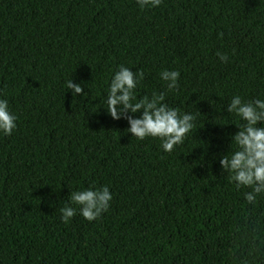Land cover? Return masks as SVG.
Instances as JSON below:
<instances>
[{
  "label": "trees",
  "instance_id": "16d2710c",
  "mask_svg": "<svg viewBox=\"0 0 264 264\" xmlns=\"http://www.w3.org/2000/svg\"><path fill=\"white\" fill-rule=\"evenodd\" d=\"M121 65L144 71L137 99L164 92L195 116L172 152L108 115ZM234 96L264 100V0H0V99L17 117L0 133V264H264V193L248 203L220 165L243 123ZM104 186L89 222L70 194Z\"/></svg>",
  "mask_w": 264,
  "mask_h": 264
},
{
  "label": "clouds",
  "instance_id": "9594fccd",
  "mask_svg": "<svg viewBox=\"0 0 264 264\" xmlns=\"http://www.w3.org/2000/svg\"><path fill=\"white\" fill-rule=\"evenodd\" d=\"M162 0H137L143 10L145 7H158ZM221 62L227 63L226 54L217 53ZM144 71L133 72L121 65L111 79L107 98L106 111L113 120L126 119L129 128L126 130L139 140L147 137L158 138L165 152H172L175 146L182 144L186 135L194 128L195 116L180 114L179 109L171 108L165 103L164 92L152 93L137 99L134 90L139 81L144 79ZM160 78L166 82L167 91L178 89L180 73L163 70ZM66 88L73 96L84 94L80 84H74L72 79L66 82ZM235 114L243 123L231 137V144L236 149L228 156L223 155L220 165L223 172L229 173L230 182L235 187L251 188L245 195L248 203H255L256 196L264 193V100L256 99L244 102L240 96H234L225 109ZM142 113L139 118L135 114ZM17 117L8 110V102L0 99V133L10 136L16 128ZM260 125V126H258ZM112 200L108 186L87 190L73 191L70 194V204L79 206L80 215L89 222L99 219L102 213L109 209ZM62 223H69L76 215V208L66 204L60 208Z\"/></svg>",
  "mask_w": 264,
  "mask_h": 264
}]
</instances>
